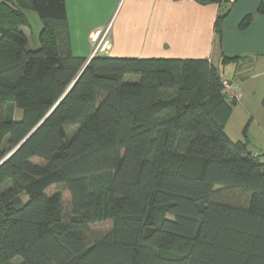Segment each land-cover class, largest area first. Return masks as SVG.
Instances as JSON below:
<instances>
[{
	"label": "trees",
	"instance_id": "1",
	"mask_svg": "<svg viewBox=\"0 0 264 264\" xmlns=\"http://www.w3.org/2000/svg\"><path fill=\"white\" fill-rule=\"evenodd\" d=\"M208 1L222 49L232 7ZM226 80L209 59L76 56L66 0H0V264H264V162L218 119Z\"/></svg>",
	"mask_w": 264,
	"mask_h": 264
},
{
	"label": "crops",
	"instance_id": "2",
	"mask_svg": "<svg viewBox=\"0 0 264 264\" xmlns=\"http://www.w3.org/2000/svg\"><path fill=\"white\" fill-rule=\"evenodd\" d=\"M71 48L89 58L92 35L110 25L112 47L107 56L129 58L209 59L222 63L216 29L221 5L208 0H66ZM256 56V57H254ZM236 76L264 56L248 54L232 62ZM232 68V67H231Z\"/></svg>",
	"mask_w": 264,
	"mask_h": 264
},
{
	"label": "rangeland",
	"instance_id": "3",
	"mask_svg": "<svg viewBox=\"0 0 264 264\" xmlns=\"http://www.w3.org/2000/svg\"><path fill=\"white\" fill-rule=\"evenodd\" d=\"M12 1L14 2L15 0ZM223 5L225 8H231L235 4L230 7L224 3ZM223 11L225 12L226 10L223 9ZM26 13L30 24L22 29L29 38L30 47L37 49L40 47L39 34L43 23L37 11L26 10ZM219 38H221L220 35ZM220 70L224 78L234 81L236 92L240 94V98L234 102L229 96L224 95V104L219 110L218 119L225 124V132L232 141H243L248 152L259 155L260 161L264 162V66L259 64L252 65V69L247 70L241 77L236 76L235 67H233L232 63H221ZM17 117H22V110L19 109L17 111ZM77 128L78 126L70 127V131L77 130ZM198 166L196 161H192L186 167V170L196 172ZM99 187H102V185H99ZM56 190L63 192L65 210L69 211L68 192L63 191L64 189L60 186H56L54 191ZM218 194H229L231 198L235 199L240 197L238 192L229 193L228 190L223 188L218 189ZM23 200L25 201L26 198L23 197ZM112 226L113 222L111 220L93 224L95 229H109ZM18 261L16 260V262Z\"/></svg>",
	"mask_w": 264,
	"mask_h": 264
},
{
	"label": "water",
	"instance_id": "4",
	"mask_svg": "<svg viewBox=\"0 0 264 264\" xmlns=\"http://www.w3.org/2000/svg\"><path fill=\"white\" fill-rule=\"evenodd\" d=\"M263 1L264 0H237L228 16L225 18L222 25L224 29L222 49L227 59H235L247 54L264 56V15H258ZM250 16H254V20L246 29L241 30V25ZM43 121H41V123ZM40 124L36 128H38ZM36 128L33 131H35ZM32 132L30 134H32ZM28 137H26L20 145ZM18 147H16L14 151ZM10 154L8 156H10Z\"/></svg>",
	"mask_w": 264,
	"mask_h": 264
},
{
	"label": "built area",
	"instance_id": "5",
	"mask_svg": "<svg viewBox=\"0 0 264 264\" xmlns=\"http://www.w3.org/2000/svg\"><path fill=\"white\" fill-rule=\"evenodd\" d=\"M220 3H224L227 6L234 5L237 0H219ZM93 48L90 54L89 60L97 55H107L112 47L111 39V27L110 25L97 29L92 35ZM235 83L231 81H224V91L227 96L232 100H239L240 94L236 92Z\"/></svg>",
	"mask_w": 264,
	"mask_h": 264
}]
</instances>
